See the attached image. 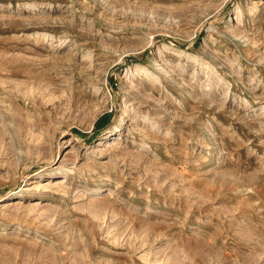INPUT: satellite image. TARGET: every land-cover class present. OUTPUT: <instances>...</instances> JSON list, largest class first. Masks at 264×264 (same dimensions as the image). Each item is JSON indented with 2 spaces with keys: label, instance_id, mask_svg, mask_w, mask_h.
Segmentation results:
<instances>
[{
  "label": "rangeland",
  "instance_id": "1",
  "mask_svg": "<svg viewBox=\"0 0 264 264\" xmlns=\"http://www.w3.org/2000/svg\"><path fill=\"white\" fill-rule=\"evenodd\" d=\"M0 264H264V0H0Z\"/></svg>",
  "mask_w": 264,
  "mask_h": 264
},
{
  "label": "bare ground",
  "instance_id": "2",
  "mask_svg": "<svg viewBox=\"0 0 264 264\" xmlns=\"http://www.w3.org/2000/svg\"><path fill=\"white\" fill-rule=\"evenodd\" d=\"M64 181V180H63ZM58 183H61L62 181L59 179V181H57ZM56 183V182H55ZM36 202V201H35ZM10 204H12V203H10V202H6V203H4V205H10ZM36 205V204H35Z\"/></svg>",
  "mask_w": 264,
  "mask_h": 264
}]
</instances>
